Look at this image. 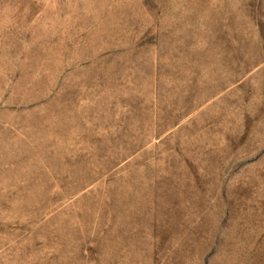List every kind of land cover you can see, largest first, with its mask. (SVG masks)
<instances>
[{
  "label": "rangeland",
  "instance_id": "obj_1",
  "mask_svg": "<svg viewBox=\"0 0 264 264\" xmlns=\"http://www.w3.org/2000/svg\"><path fill=\"white\" fill-rule=\"evenodd\" d=\"M0 264H264V0H0Z\"/></svg>",
  "mask_w": 264,
  "mask_h": 264
}]
</instances>
